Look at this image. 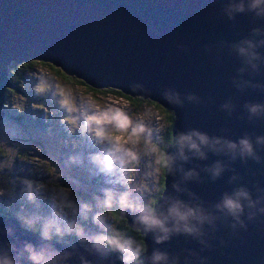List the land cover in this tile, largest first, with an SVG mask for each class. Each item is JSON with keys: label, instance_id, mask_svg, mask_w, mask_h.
Instances as JSON below:
<instances>
[{"label": "clouds", "instance_id": "1", "mask_svg": "<svg viewBox=\"0 0 264 264\" xmlns=\"http://www.w3.org/2000/svg\"><path fill=\"white\" fill-rule=\"evenodd\" d=\"M223 12L229 20L245 12L264 19V0H230ZM261 48H264V32L259 28L252 30L250 38L230 46V52L242 65L231 82L237 92L264 93V84L254 79L264 65ZM245 73L248 79L243 78ZM33 92L50 96L57 109L65 114L59 120L60 126L68 135L75 133L91 147L86 157L89 173L102 177L107 187L100 188L90 199L76 195V182L67 169L68 165L83 164L80 155H69L66 159L61 155L63 167L60 162L45 164V170L40 173L46 176L44 182L31 176L19 177L14 165L0 167V217L14 222L0 227V264H111V257L118 264H206L191 250L183 259L159 248L149 254L144 238L151 235L154 244L161 245L173 237L184 236L194 240L203 251L209 247L206 238L216 230L217 222L231 220L229 228L233 232L247 231L245 221L264 216V189H257L253 198L248 188L238 186L206 207L195 193L182 187L200 183L201 173L215 182L225 171H231L229 164L236 160L260 164L257 148L264 145V136H257L254 142L247 135L231 141L191 129L176 131L167 142L154 141V129L148 124L155 116L151 110L135 114L129 108L110 103L100 106L95 99L70 96L59 83L45 85L38 81ZM164 98L175 108L185 103H201L191 93L181 98L179 93L168 91ZM234 107L228 100L219 105V110L231 116ZM243 109L249 120L264 119V103H245ZM160 127L155 131L159 132ZM12 130L20 132L17 125L6 123L0 143H11ZM43 135L50 145L48 151H57L59 133L50 135L45 128ZM209 154L223 159L199 171L196 167L185 169V164L205 161ZM142 160L145 161L143 173L140 172ZM177 175L178 182L174 179ZM163 176L173 178L171 189L175 195H165L160 184ZM149 177L155 195L145 198L144 193L149 192L145 180ZM58 179H63L65 184L58 183ZM238 180V176L232 175L228 183ZM129 217L131 226L126 222ZM16 226L35 236L36 242L20 240Z\"/></svg>", "mask_w": 264, "mask_h": 264}, {"label": "water", "instance_id": "2", "mask_svg": "<svg viewBox=\"0 0 264 264\" xmlns=\"http://www.w3.org/2000/svg\"><path fill=\"white\" fill-rule=\"evenodd\" d=\"M230 0H0V119L6 88H11L6 66L11 62L49 63L68 77L95 90L112 88L127 97L156 102L174 116L171 129H195L209 136L236 141L247 135L253 142L264 136V119L249 120L245 103H264V93L232 87L241 61L230 46L250 38L253 29L264 32V19L245 12L229 20L223 9ZM264 56V48L259 49ZM248 79V73L244 74ZM254 79L264 84V65ZM175 91L183 98L191 93L200 104L181 108L167 104L165 93ZM231 100V116L219 105ZM171 151V149H169ZM261 163L236 160L231 171L215 182L201 173L200 183L182 185L195 193L206 207L219 201L225 192L244 186L256 196L264 189V145L257 148ZM217 159L193 160L185 169L197 171ZM239 180L229 184V177ZM165 195H175L173 178L163 176ZM175 181L180 180L177 175ZM182 199L184 197H181ZM132 225L131 218L126 220ZM231 220L217 222L206 239L203 251L194 240L177 236L156 245L144 238L148 253L159 248L170 256L191 250L206 264H264V216L248 222L247 231L229 228ZM14 224L0 217V227ZM207 231V230H206ZM20 240L36 237L16 226ZM111 264H118L115 257Z\"/></svg>", "mask_w": 264, "mask_h": 264}, {"label": "rangeland", "instance_id": "3", "mask_svg": "<svg viewBox=\"0 0 264 264\" xmlns=\"http://www.w3.org/2000/svg\"><path fill=\"white\" fill-rule=\"evenodd\" d=\"M31 62H38L40 63V61H30L28 63ZM26 63V64H28ZM42 63V62H41ZM12 64H17L16 62H11L9 65L6 66V73L8 70V67L11 66ZM25 64V63H24ZM45 64H49V63H45ZM19 65V64H18ZM51 67L55 68V69H59L55 66H52L51 64H49ZM42 68V67H41ZM39 69L37 70L36 74L32 76L31 81L30 82H23V86H21V89L24 90L25 92L29 90V87L32 86L31 90L33 91L34 86L37 84V82L39 81L42 84H49L51 83H59L61 84L65 90L67 91V93L71 96L73 94H76L80 97H85L88 100H93L95 99L98 103V105L100 106H104L107 104H111L112 106H121L122 108H129L133 113L135 114H142L145 110H151L152 112L155 113V116L152 117L149 121L148 124L150 127H152L154 129L153 132V139L154 141L156 140H161L160 138V134L165 131L166 129V124L167 121L165 119L166 114L165 112H169V110L163 108L162 106H160L158 103L156 102H151L150 100H148L149 98H147L146 100L144 99V101L146 102L143 106H139V108H133V103L117 96V95H113L110 93H102V94H92L89 93L87 91V89H85L84 87H76L74 85H71L68 81H65L61 76H57L55 74V71L51 68H43V69ZM60 70V69H59ZM60 72L62 73V71L60 70ZM8 75V74H7ZM66 76V75H65ZM68 77V76H67ZM70 78H74V77H70ZM9 79V76H8ZM76 79V78H74ZM77 80V79H76ZM79 81V80H78ZM10 85L11 88H6V91H9V95L8 98H5V94H4V101H3V105L1 107L2 109V118L0 119V134L3 133L4 131V126L6 123H12L18 126V124H16V122L12 121V120H7L6 115L4 114V106H6L7 108H9L10 112L12 114L17 113L16 110H14L15 108L18 109L20 105L21 107H27L28 105V110H26V121L24 122V126H27L29 129V133H27L25 130H23V128H20V132L19 134H17L15 132V130H12L9 132V135L12 137V141L9 144H3L0 143V151H4L6 152V154L8 156L5 157V160H2L3 163L0 164V167L4 168L6 166H8L9 161H11L12 157L14 156V154L17 153H24L25 151L28 152V155H26L24 157V160L21 161L19 160L18 166H14V170L17 174H20L22 176H26L29 177L31 176V178L37 179L40 182H44L46 180V176H41L40 173L42 171L45 170V164H56L57 162H60V166L63 167V162L60 160L61 155L66 159L67 156L69 155H80L81 159L85 158V153L86 152H90L92 151L91 147L87 144V142L85 141V144H81V149H71V147H69V142L64 143L63 141V148H58L57 151L55 152H49L48 149L50 147L48 141L44 138L43 135V130L45 128L48 129L49 134H55V133H59V138H62V134H66L69 138H72L73 135H68L65 132V129L60 126L59 124V120L65 115L63 113V115H59L55 112L54 116H49L48 114H46L47 112L43 111L42 109L38 108L34 103H32L31 99L29 97H27L28 95H22L20 93V90H15L14 86L12 85V82L10 81ZM21 83V82H20ZM89 87V86H88ZM108 88H103L102 90H105ZM110 90H116V89H112L109 88ZM101 91V90H100ZM42 98L44 100H47V102L49 103V105L51 107H56L55 103L52 101V99L50 98V96H48L47 94H42ZM134 98H139V97H134ZM50 101V102H49ZM52 101V102H51ZM149 101V102H147ZM54 104V106H52L51 104ZM27 105V106H25ZM1 112V111H0ZM33 116V117H31ZM56 125V130L55 127L53 126V124ZM159 132L155 131V128L158 126H161ZM54 129V130H53ZM62 131V133H61ZM39 142H42L44 144V147L46 148L45 150L46 152V157L43 156L40 152L38 153L37 149L38 147L36 146V144H38ZM36 143V144H35ZM64 144H66L68 147H64ZM60 147V145H59ZM68 149V150H67ZM87 150V151H86ZM87 159H85L86 161ZM35 162V163H32ZM87 163V161H86ZM13 166V165H11ZM89 165L87 166V164L85 165V162L83 161V164L80 166L77 165H68V173L69 176L72 180H74L76 182L74 188H75V192L76 195L78 197H81V195L79 194H85L86 199H90V197L94 194H98L99 189L102 187H107V185L104 182V179L102 177L99 176H94L91 175L89 173ZM145 170V161H141L140 164V172L143 173V171ZM63 180V179H62ZM164 181V179H163ZM60 183V181L58 182ZM146 186H148L149 188V192L148 193H144L145 198H148V196L152 193L151 190V178H146L145 180ZM71 186V185H70ZM165 186L164 182H163V187ZM165 188V187H164Z\"/></svg>", "mask_w": 264, "mask_h": 264}, {"label": "trees", "instance_id": "4", "mask_svg": "<svg viewBox=\"0 0 264 264\" xmlns=\"http://www.w3.org/2000/svg\"><path fill=\"white\" fill-rule=\"evenodd\" d=\"M42 67V68H41ZM51 68L55 71V74L57 76H61L65 81H68L71 85H74L76 87H84L85 89H87V91L89 93H92V94H106V93H110V94H113V95H117L131 103H133V108H139V106H143L146 102L140 98H131V97H127V96H124L123 94H121L120 92L116 91V90H110V89H105V90H95V89H92L90 87H88L87 85H85L83 82L81 81H78L74 78H70V77H67L65 76L63 73L60 72L59 69H55L53 67H51L49 64H45V63H38V62H31V63H28V64H12L11 66L8 67V70H7V74L9 76V79L10 81L12 82V85L14 86V89L15 90H20V93L22 95H25L27 94L32 103H34L38 108L42 109V112L45 111L47 112L46 114H48L49 116H54V113H57L58 116L59 115H63V112L59 111L57 109V107H51L49 105V103L47 102V100H44L42 98V94L41 95H36L31 89L32 86L29 87V90L28 91H24L21 89V86H23V82H30L31 81V78L33 75L36 74L37 70H39L40 68L43 69V68ZM39 68V69H37ZM21 82V83H20ZM9 91H6L5 93V98H8V95H9ZM50 102V101H49ZM52 102V101H51ZM149 102V101H147ZM150 103V102H149ZM52 106H54V104L52 103L51 104ZM19 106L18 109L15 108L14 110H16L17 113L15 114H12L9 110V108H7L6 106H4V114L6 115L5 118H7V120H12L14 122H16V124H18V126L20 128H23V130H25L27 133H29V129L27 126H24V122L26 121V110H28V106L27 107H21L20 105H17ZM56 106V105H55ZM166 114V121H167V124H166V129L165 131H163L161 134H160V138L161 140H163L164 142H167V139L170 135H172V132H171V129H172V126H173V123H174V116L171 112H165ZM33 117V116H31ZM53 124V123H52ZM53 126L55 127V130H56V125L53 124ZM54 130V129H53ZM62 133V131H61ZM62 138H59L60 140V147L59 148H63V141L64 143H67L69 142V147H71V149H78L80 150L81 149V144H85V140L81 139L78 135H76L75 133H73V137L72 138H69L68 139V136L64 133L62 134ZM36 144V143H35ZM36 146L38 147L37 151L38 153L40 152L43 156L46 157V148L44 147V144L42 142H39L38 144H36ZM64 147H68L66 144H64ZM68 150V149H67ZM87 151V150H86ZM84 154L86 155L85 158H83L82 160L85 162V165L87 164L85 159L88 155V152L85 153L84 151ZM26 155H28V152H24V153H17V154H14V156L12 157L11 161H9L8 163V166L4 167V168H8L10 167L11 165H14V166H18L19 163L18 161L20 160V157L23 156L25 157ZM8 156L6 154V152L4 151H0V161L2 160H5V157ZM88 166V164H87ZM19 177L21 178H24L26 177L25 175L22 176L20 174H17ZM60 181V184H65V181L62 180V179H58V182ZM163 177L160 178V184L163 185ZM99 193V192H98ZM81 195L82 198L85 197V194H79ZM153 196L155 195L154 193L152 194Z\"/></svg>", "mask_w": 264, "mask_h": 264}]
</instances>
